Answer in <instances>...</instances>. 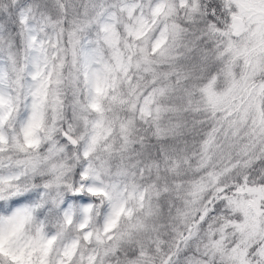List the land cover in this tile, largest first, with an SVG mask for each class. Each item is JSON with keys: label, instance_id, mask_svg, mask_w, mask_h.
Wrapping results in <instances>:
<instances>
[{"label": "snow or ice", "instance_id": "snow-or-ice-1", "mask_svg": "<svg viewBox=\"0 0 264 264\" xmlns=\"http://www.w3.org/2000/svg\"><path fill=\"white\" fill-rule=\"evenodd\" d=\"M0 264H264V0H0Z\"/></svg>", "mask_w": 264, "mask_h": 264}]
</instances>
